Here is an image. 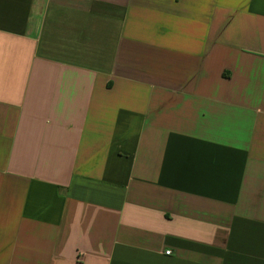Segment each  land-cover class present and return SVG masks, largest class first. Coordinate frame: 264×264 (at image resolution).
Segmentation results:
<instances>
[{"label": "crops", "instance_id": "obj_1", "mask_svg": "<svg viewBox=\"0 0 264 264\" xmlns=\"http://www.w3.org/2000/svg\"><path fill=\"white\" fill-rule=\"evenodd\" d=\"M0 264H264V0H0Z\"/></svg>", "mask_w": 264, "mask_h": 264}, {"label": "built area", "instance_id": "obj_2", "mask_svg": "<svg viewBox=\"0 0 264 264\" xmlns=\"http://www.w3.org/2000/svg\"><path fill=\"white\" fill-rule=\"evenodd\" d=\"M166 254H167V255H170V254H171V251H168Z\"/></svg>", "mask_w": 264, "mask_h": 264}]
</instances>
